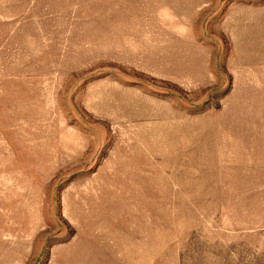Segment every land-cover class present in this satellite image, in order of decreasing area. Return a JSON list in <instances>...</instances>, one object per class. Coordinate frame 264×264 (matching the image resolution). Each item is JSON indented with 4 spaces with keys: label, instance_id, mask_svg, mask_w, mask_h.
I'll list each match as a JSON object with an SVG mask.
<instances>
[{
    "label": "rangeland",
    "instance_id": "rangeland-1",
    "mask_svg": "<svg viewBox=\"0 0 264 264\" xmlns=\"http://www.w3.org/2000/svg\"><path fill=\"white\" fill-rule=\"evenodd\" d=\"M0 264H264V0H0Z\"/></svg>",
    "mask_w": 264,
    "mask_h": 264
}]
</instances>
